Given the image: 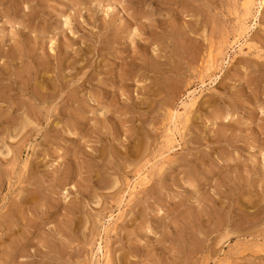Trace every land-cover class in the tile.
I'll return each instance as SVG.
<instances>
[{
	"label": "rangeland",
	"instance_id": "1",
	"mask_svg": "<svg viewBox=\"0 0 264 264\" xmlns=\"http://www.w3.org/2000/svg\"><path fill=\"white\" fill-rule=\"evenodd\" d=\"M0 264H264V0H0Z\"/></svg>",
	"mask_w": 264,
	"mask_h": 264
},
{
	"label": "bare ground",
	"instance_id": "2",
	"mask_svg": "<svg viewBox=\"0 0 264 264\" xmlns=\"http://www.w3.org/2000/svg\"><path fill=\"white\" fill-rule=\"evenodd\" d=\"M248 7H249V6H248ZM241 20H243V19H241ZM246 26H247V25H246ZM245 28H246V27H245ZM244 30H245V29H244ZM239 31H240V30H239ZM245 31H247V30H245ZM241 33H242V32H241ZM241 33H239V34H241ZM241 35H243V34H241ZM238 37H239V36H238ZM244 37H245V36H244ZM240 38H241V37H240ZM236 40H237V36H236ZM240 41H241V40H240ZM237 42H239V41H237ZM237 42H236V43H237ZM233 44H234V43H233ZM239 44H240V43H239ZM242 45H243V44H242ZM242 45H241V46H242ZM190 101H192V100H190ZM192 102H193V101H192ZM193 103H194V102H193ZM171 111H172V110H171ZM26 117H27V116H26ZM187 120H188V119H187ZM28 121H29V120H28ZM11 137H12V136H11ZM11 137H10V138H11ZM6 151H7V150H6ZM14 156H15V155H14ZM77 208H78V207H77ZM72 216H73V215H72ZM64 224H65V223H64ZM65 225H66V224H65ZM75 225H76V224H75ZM60 226H61V225H60ZM60 226H59V227H60ZM56 227H58V225H57ZM60 228H61L60 231H63V233L68 234V229H67L66 226H61ZM69 233H70V232H69ZM51 249L54 250V249H56V248L51 244ZM55 251L57 252V250H55ZM65 251H66V248L63 247V246H62L60 249H58V253H59V254H60V253H61V254L63 253V255L66 254Z\"/></svg>",
	"mask_w": 264,
	"mask_h": 264
}]
</instances>
